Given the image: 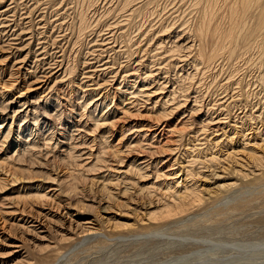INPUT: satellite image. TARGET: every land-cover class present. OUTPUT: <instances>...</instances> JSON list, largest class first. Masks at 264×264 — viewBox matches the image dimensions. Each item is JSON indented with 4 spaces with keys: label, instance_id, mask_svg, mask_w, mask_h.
<instances>
[{
    "label": "rangeland",
    "instance_id": "374dc122",
    "mask_svg": "<svg viewBox=\"0 0 264 264\" xmlns=\"http://www.w3.org/2000/svg\"><path fill=\"white\" fill-rule=\"evenodd\" d=\"M115 1L107 0V4L100 5L104 6L100 10H89L84 4L86 0H0V104L10 99L14 101L23 93L34 105L26 108L28 104L14 101V107L7 113L0 111V126L2 124L4 129H0V264H264V171H253L251 164L241 156L238 160H243L238 161V166L229 163L234 171L228 168L221 173L218 169V174L214 172L213 176L210 167L191 164L197 157L188 150L192 146L204 147L199 145L203 144L199 139L204 138L198 131L199 122L208 121L209 116L217 115L215 119L226 122L222 125L226 137L238 132L232 131L233 126L240 127V121L247 120L251 113L254 116L250 119L252 128L264 130V65L256 63L254 57L249 61L251 64L245 65L249 68L240 72L243 76H239L233 63L218 62L221 65L208 71L195 62L194 52L190 57L183 49L182 52L169 49L168 53L169 35L173 36L172 33L195 21L196 15L187 0L173 2L175 9H167L164 14L169 13L162 16L163 19L150 20L143 28L133 23L126 28L127 22H122L121 18L104 14V10L115 7ZM80 11L86 13V22L90 25L85 32L78 29ZM160 24L169 29L162 37L164 47L154 52L150 46L158 36L153 35L155 30L147 31L149 26L155 25L153 29H156ZM102 37L109 39L104 45L99 41ZM157 53L160 55L156 56ZM229 72L234 74L228 82ZM180 77L182 80L187 77L182 90L181 82H177ZM240 78L238 85L236 80ZM10 83L14 86L12 89L7 88ZM4 86L6 88L2 89ZM161 87L164 90H160ZM145 88L147 91L139 95L138 89ZM171 89L181 92L168 96ZM125 90L128 92L123 94ZM102 95L107 99L101 98ZM185 96H196L199 103L205 104L209 100L222 99L220 103L227 100L224 103L227 107L216 106L210 108L211 111L198 107V112L191 115L188 108L192 104H188L190 99L186 101ZM230 98L242 100L234 104ZM244 99H248L247 106H241ZM178 104H182L181 107L160 118ZM103 119L106 120L103 125L95 129V122ZM104 133L109 136L107 145L117 146L121 152L119 158L123 163L120 166L101 140ZM238 134H234V140L239 139ZM6 136L8 140L3 139ZM23 141L25 145L21 144ZM32 143L39 147L30 149ZM76 145L79 146L72 155L82 157L71 160L67 152ZM19 148H26L27 158L21 161L16 155ZM154 151L159 154L149 159V152ZM133 159L138 160L135 165L143 161L153 162V165L157 161L160 175L170 174L164 167L179 160L180 166L189 164L193 173H200L195 178L196 186L203 182L208 188L228 183L235 186L217 191L213 197L205 195L183 213L155 219L149 225L146 218L141 217L139 205L155 199L167 204L170 193H163L164 181L156 180L154 170L146 171L149 176L146 181L133 173H125L130 171L128 165ZM179 165L174 166L172 172L178 174ZM20 170L31 171L34 178L24 180L22 176L26 174ZM13 173L20 180L12 182ZM216 175L223 179H214ZM74 177L79 183L71 192L69 185ZM127 179L134 184L127 185L128 190L133 189L121 200H127L124 206L120 208L115 201L102 204L104 200L98 205L100 194L104 195L98 194L102 186L107 185L115 196L124 183H131ZM116 182L120 186L114 190L112 186ZM151 183L155 186L149 193L151 197L136 196L138 187L142 184L150 187ZM179 183L174 190H182L183 176ZM36 191L41 195L45 193L43 201L31 199ZM108 205L111 209L104 212ZM76 216L84 219L83 224L94 220L99 232L81 238L74 222ZM36 218L39 223L29 222ZM71 222L72 228L68 231Z\"/></svg>",
    "mask_w": 264,
    "mask_h": 264
},
{
    "label": "bare ground",
    "instance_id": "6f19581e",
    "mask_svg": "<svg viewBox=\"0 0 264 264\" xmlns=\"http://www.w3.org/2000/svg\"><path fill=\"white\" fill-rule=\"evenodd\" d=\"M47 1V0H46ZM84 1V0H81ZM182 0H116L115 2V7H113V9H109V10H104V14L106 15H112V18L116 17V18H121L123 21L122 22H127L125 27L127 28L128 25H130L131 23H133L134 25H138L139 28L142 27L143 25L147 22H149L150 20H154V19H158V18H162V16H165L167 13H169V11L164 14V12L167 11V9L169 10H173L175 9V6L173 4V2H180ZM189 2V4H191V8L192 11L194 12V15H196L194 17L195 21H192L193 23H191V25L185 26L184 28L182 27L181 31H175V33H172L173 36L169 35V42H168V50H173L174 52H178V50L182 52V49L187 52L190 53V55H188V57L191 56V53L194 52V58H195V62L204 65V67H207V70L209 71V68L211 69L212 67L216 69L217 66L221 65L219 63H223L225 61V63H233L236 66V74L238 73L239 76L243 74L240 72L242 71H246L249 67V65L246 67L245 65H247L249 63V61L251 59H253L255 57L254 60H256V63H259L260 65H264V0H187ZM113 2V0H112ZM184 2V1H183ZM186 2V1H185ZM184 2V3H185ZM183 3V4H184ZM37 4V3H36ZM87 7V9L89 8H99L100 10V5L101 4H107V0H86V3H84ZM111 4V3H110ZM113 4V3H112ZM60 5V4H59ZM68 5V4H66ZM102 5V6H103ZM37 6V5H36ZM108 6V5H107ZM186 6V5H185ZM104 7V6H103ZM102 7V8H103ZM183 7V6H182ZM66 8V7H65ZM71 8V7H70ZM101 8V9H102ZM32 9V8H31ZM99 10H96V12H98ZM103 11V10H102ZM180 11V10H179ZM94 12V10H93ZM175 12H177L175 10ZM102 13V12H101ZM173 13V12H172ZM64 15V14H63ZM93 15V14H92ZM91 15V16H92ZM169 15V14H168ZM175 15V13H174ZM98 16V15H97ZM171 16V15H170ZM169 16V18H170ZM176 16V15H175ZM78 29L79 32H83L84 30L87 29L88 26H90L88 24V22H86L87 18H86V13H84L83 11H80V13L78 14ZM105 17V16H104ZM111 17V16H109ZM108 17V18H109ZM152 18V19H151ZM29 19V18H28ZM100 19V18H98ZM136 19H138V21H135ZM174 18H171V20H173ZM170 20V21H171ZM162 21V20H161ZM166 21V20H165ZM177 21V20H176ZM174 21V22H176ZM31 22V21H30ZM95 22V21H94ZM117 22V21H116ZM152 22V21H151ZM159 22V20H158ZM189 22V21H188ZM26 23V22H25ZM119 23V22H118ZM162 23V22H160ZM164 23V22H163ZM173 23V22H172ZM182 23V22H181ZM185 23V22H184ZM183 23V24H184ZM158 24V23H157ZM124 25V24H123ZM132 25V24H131ZM130 25V26H131ZM146 25V24H145ZM187 25V24H186ZM116 25L114 24V27ZM122 25H120L121 27ZM155 26V25H154ZM154 26H149V31H156L155 36V42L153 43L152 46H150V48L152 47V49H154V52H160L159 50H162V44L164 43L162 40V37L166 35L169 26H165V25H159L156 29H153ZM176 26V25H175ZM184 26V25H183ZM111 27V25H110ZM124 27V26H123ZM122 27V28H123ZM135 27V26H134ZM178 27V26H177ZM113 28V27H112ZM121 28V29H122ZM171 29H173V27H170ZM180 28V27H179ZM188 28V31H187ZM109 29V27H108ZM130 29V28H129ZM138 29V28H137ZM136 29V30H137ZM148 29V28H147ZM89 30V29H88ZM92 30V29H91ZM106 30V29H105ZM113 30V29H112ZM94 31V30H93ZM174 31V30H173ZM85 32V31H84ZM138 32V30H137ZM145 32V31H144ZM145 32V33H147ZM186 32V33H185ZM90 33V32H89ZM110 33V32H109ZM112 33V32H111ZM114 33V32H113ZM125 33V32H124ZM130 33V32H129ZM143 33V32H142ZM126 34V33H125ZM124 34V35H125ZM136 34V33H135ZM3 35V34H2ZM102 35V34H101ZM123 35V34H122ZM145 35V34H144ZM149 35V34H148ZM189 35V37L187 36ZM71 36V35H70ZM99 36V35H98ZM127 36V35H126ZM138 36V35H137ZM136 36V37H137ZM154 36V37H155ZM97 37V36H96ZM113 37V36H112ZM132 37V35H131ZM135 37V38H136ZM146 37V36H145ZM153 37V38H154ZM129 38V37H128ZM144 38V37H142ZM150 38V37H149ZM16 39V38H15ZM114 39V38H113ZM116 39V38H115ZM138 39V38H137ZM106 40H109L108 37L107 39L103 37L99 40L100 42H102V44L104 45L103 42H105ZM153 40V39H152ZM121 41V39H120ZM168 41V40H167ZM70 42V41H69ZM130 42V41H129ZM138 42V41H137ZM136 42V43H137ZM152 42V41H151ZM124 43H127L124 42ZM135 43V42H134ZM97 44V43H96ZM108 44V43H107ZM120 44V43H119ZM129 44V43H128ZM126 45V44H125ZM139 45V44H138ZM151 45V44H150ZM166 45V44H165ZM96 46V45H95ZM114 46V45H113ZM149 46V45H148ZM126 47V46H125ZM135 47V46H134ZM164 47V46H163ZM144 48V47H143ZM149 48V49H150ZM167 48V47H166ZM148 49V50H149ZM131 50V49H130ZM170 50L168 53H170ZM128 51V50H127ZM165 51V50H164ZM135 52V51H134ZM140 52V51H139ZM142 52V51H141ZM140 52V53H141ZM152 52V51H151ZM150 52V54H151ZM180 52V53H181ZM179 53V55H180ZM147 54V53H146ZM158 54L160 55V53H157L156 56H158ZM172 54V53H171ZM162 55V54H161ZM167 55V54H166ZM178 55V54H177ZM155 56V57H156ZM165 56V55H164ZM181 56V55H180ZM144 57V56H143ZM146 57V56H145ZM163 57V56H162ZM179 57V56H178ZM184 57V56H183ZM154 58V57H153ZM164 58V57H163ZM193 58V61H194ZM161 59V58H160ZM170 59V58H169ZM177 59V58H176ZM191 59V58H190ZM163 60V59H162ZM166 60V59H165ZM182 60V59H181ZM129 61V60H128ZM168 62V61H167ZM219 62V63H218ZM253 62V61H252ZM190 63V62H189ZM254 63V62H253ZM117 64V63H116ZM130 64V63H129ZM141 64V63H140ZM162 64V63H161ZM160 64V65H161ZM166 64V63H165ZM251 64V63H249ZM158 65V64H157ZM162 66V65H161ZM194 66V65H192ZM199 66V65H198ZM257 66V64H256ZM108 67V66H107ZM119 67V66H118ZM163 67V66H162ZM197 67V65H196ZM200 67V66H199ZM221 67V66H220ZM233 67V66H232ZM262 67V66H261ZM126 68V67H125ZM139 68V67H138ZM168 68V67H167ZM193 68V67H192ZM231 68V67H230ZM247 68V69H246ZM252 68V66H251ZM254 68V67H253ZM131 69V68H130ZM136 69V68H135ZM141 69V68H140ZM146 69V68H145ZM160 69V68H159ZM158 69V70H159ZM166 69V68H165ZM206 69V68H205ZM223 69V68H222ZM261 69V68H260ZM157 70V71H158ZM200 70V68H199ZM213 70V69H212ZM263 70V69H262ZM127 71V70H126ZM130 71V70H129ZM133 71V70H132ZM150 71V70H148ZM165 71V70H164ZM204 71V70H203ZM118 72V71H117ZM211 72V71H210ZM257 72V71H256ZM259 72V71H258ZM133 74L135 72H132ZM166 73V72H165ZM174 73V72H173ZM191 73V72H190ZM196 73V72H195ZM209 73V72H207ZM244 73V72H243ZM262 73V72H261ZM131 74V73H130ZM147 74V73H146ZM150 74V73H149ZM148 74V76H150ZM155 74V73H154ZM163 74V73H162ZM200 74V73H199ZM205 74V73H204ZM234 73H230L228 74V79H230V77H232ZM127 75V73H126ZM166 74H164L165 76ZM194 75V74H193ZM247 76H249L248 74H246ZM260 75V74H259ZM116 76V75H114ZM124 76V75H123ZM135 76V75H134ZM147 76V77H148ZM158 76V75H157ZM186 76V75H185ZM184 76V77H185ZM192 76V74H191ZM197 76V75H196ZM199 76V75H198ZM213 76V75H212ZM227 76V75H226ZM258 76V75H257ZM183 77V76H182ZM190 77V76H189ZM195 77V76H194ZM209 77V75H208ZM253 77V75H252ZM255 77V76H254ZM115 78V77H114ZM127 78V77H126ZM139 78V77H138ZM151 78V77H150ZM187 78V77H186ZM186 78L184 80H186ZM257 78V77H256ZM157 79V78H156ZM161 79V78H160ZM164 79V78H163ZM167 79V78H166ZM199 79V78H198ZM203 79V78H202ZM213 79V78H212ZM216 79V78H214ZM244 79V78H243ZM126 80V79H125ZM144 80V79H143ZM181 79H179V81H177L179 83V88L181 87L182 90V84L185 83V81ZM189 80V79H188ZM201 80V79H200ZM226 80V81H227ZM231 80V79H230ZM249 80V78H248ZM251 80V79H250ZM124 81V80H123ZM131 81V80H130ZM136 81V80H135ZM165 81V80H163ZM213 81V80H212ZM238 83V85H240V82L242 81V79L240 78V80H236ZM133 82V81H132ZM166 82V81H165ZM189 82V81H188ZM194 82V81H192ZM197 82V81H196ZM229 82V80H228ZM232 82V81H231ZM249 82V81H248ZM247 82V83H248ZM170 83V82H169ZM177 83V85H178ZM199 83V82H198ZM217 83V82H216ZM246 83V82H245ZM12 83H10L8 85L7 88L12 89L14 86L11 85ZM128 84V83H126ZM167 84V83H166ZM165 84V85H166ZM196 84V83H195ZM230 84V83H229ZM242 84V83H241ZM259 84V83H258ZM261 84V83H260ZM259 84V85H260ZM135 85V83H134ZM165 85L163 87H165ZM186 85V83H185ZM193 85V84H192ZM199 85V84H198ZM214 85V84H213ZM243 85V84H242ZM252 85V84H251ZM161 86V85H160ZM263 86V85H262ZM161 87L160 90H164V88ZM242 87V86H241ZM248 87V86H247ZM6 87L4 86L5 89ZM120 86L117 89L120 90ZM131 88V87H130ZM134 88V87H133ZM140 88H144V86H141ZM240 88V87H239ZM238 88V89H239ZM8 89V90H10ZM126 89V88H125ZM178 89V88H177ZM184 89V88H183ZM250 89V88H249ZM264 89V88H263ZM7 90V91H8ZM123 90V89H122ZM176 89L170 91V93L168 94V96H172L177 93V92H181V91H175ZM144 91H147L146 88L139 90L138 89V94L139 95H143ZM192 91V90H191ZM259 90H257L258 92ZM263 91V90H262ZM123 94H126L128 91H122ZM131 92V91H130ZM233 92V91H232ZM256 92V93H257ZM191 93V92H190ZM132 94V93H129ZM137 94V93H136ZM135 94V95H136ZM219 94V93H218ZM242 94V93H241ZM253 94V93H252ZM134 95V96H135ZM148 95V94H147ZM187 95V94H186ZM248 95V94H247ZM105 95H102L101 98L103 99H107L104 97ZM138 96V95H137ZM189 96V95H188ZM238 96V95H237ZM23 97V98H22ZM144 97V96H143ZM148 97V96H147ZM185 100H189L188 104H192V106H190L188 108L189 113L195 114L198 111V107H203L204 109L206 108H215L216 106H223V108H226L227 106L224 105V103L227 102V100L225 102L220 103V101H222V99H220L219 101H211L209 100L208 103H199V98L197 99V97L195 96V98H190L185 96ZM244 97V96H242ZM249 97V96H248ZM247 97V98H248ZM22 98V100H21ZM220 98V97H219ZM226 98V97H224ZM239 98V97H238ZM237 98V99H238ZM253 98V97H252ZM203 99V98H202ZM201 99V100H202ZM232 100V103L236 104V101H241V100H234V98H230ZM246 99V97H245ZM244 99V101H242V105L241 106H247L246 104H249L248 99L247 101ZM254 99V98H253ZM263 99V98H262ZM101 100V99H99ZM98 100V101H99ZM182 102V104L185 103ZM230 100V101H231ZM258 100V99H257ZM14 101L18 102V103H24V105L28 104L26 106V108L29 107H34L33 103H30L29 101H27L26 96L21 93L20 95H17L16 98L14 99ZM14 101L13 99H10L6 104H0V111L1 113H7V111H9V109L11 110L12 107H14ZM95 101V102H98ZM135 101V100H134ZM148 101V99H147ZM253 101V100H252ZM127 103V102H126ZM199 103V105H198ZM213 103V104H212ZM252 103V102H251ZM250 103V104H251ZM257 103V102H256ZM89 104V103H88ZM101 102L99 104V106H101ZM123 104H125V101L123 100ZM133 105V103H127V105ZM182 104H178V107L172 109H169V111L167 113L164 112V114L160 115V118H165L169 113H172L171 111L173 110H177L179 107H181ZM203 104V105H201ZM86 105V104H85ZM93 105H95V103H93ZM164 105V104H163ZM239 105V106H240ZM259 105V104H257ZM44 106V105H43ZM46 106V105H45ZM98 106V105H97ZM105 106V105H104ZM189 106V105H187ZM238 106V105H237ZM252 106V105H251ZM96 107V105H95ZM108 107V106H107ZM132 107V106H131ZM39 108V107H38ZM97 108V107H96ZM96 108H94V110H96ZM106 108V107H105ZM202 108V109H203ZM104 109V108H103ZM200 109V108H199ZM15 110V109H14ZM44 110V109H43ZM209 110H207L209 112ZM210 110V111H211ZM227 110V109H226ZM30 111V110H29ZM16 112V111H15ZM32 112V111H31ZM45 112V111H44ZM103 112V111H102ZM127 110H125V112L123 111V113L126 114ZM36 113V112H35ZM242 113V112H241ZM263 113V112H262ZM219 114V113H218ZM246 113L243 114V116H245ZM131 115V114H130ZM26 116V114L24 115ZM35 116V114H34ZM242 116V117H243ZM28 117V116H27ZM241 117V119H242ZM256 117V116H255ZM216 117H212L209 116V118L206 120H201L199 122V130L201 132V135H204V138L202 137V139H199V141L203 142V144H199L200 146H204L202 148H197L196 146H192L190 147L189 153H195V156L197 157L193 163L191 164H199L202 166H208L211 168L210 172H213V176L215 175V173L218 174V172L224 173L225 171L228 170V168H231V170L234 171L235 168H233V166H230L231 163L234 162L235 166H238V161H242L238 160V157H241L245 159V161L249 162L251 164V167L253 169V171H258V170H262L264 171V130H255L254 128H252V124L250 119H253L254 116L251 113L248 117L247 120H241L239 125L240 127H235L233 126V130L232 131H236L239 130L238 132H236L238 135L237 138L234 140L235 136L233 133L231 136L227 135L226 137V132L224 131L225 129L222 128V125L224 126L226 124V122H222L220 121V119H215ZM247 118V117H246ZM37 119V116L35 117V121ZM226 119V118H225ZM240 118H238L239 120ZM245 119V118H244ZM101 120V119H100ZM44 121V120H43ZM106 120L103 119V121H96V125L94 126L95 129L101 127L103 125V122H105ZM254 121V120H253ZM260 121V120H259ZM262 121V119H261ZM52 122V121H51ZM186 122H188L186 120ZM257 122V121H256ZM259 123V122H258ZM192 124V123H191ZM52 125V124H51ZM74 125V124H73ZM157 125V124H156ZM183 127H185V122L182 123ZM258 125V124H257ZM187 126V125H186ZM227 126V125H226ZM264 126V125H263ZM37 127V126H36ZM50 127V126H49ZM256 127V126H255ZM2 128V124L0 126V129ZM149 128V127H148ZM230 128V127H229ZM238 128V129H237ZM3 129V128H2ZM38 129V128H37ZM175 129V128H174ZM257 129V128H256ZM263 129V128H262ZM4 130V129H3ZM79 129L76 130V132ZM8 131V129H7ZM49 131V130H48ZM197 131V130H196ZM246 131V132H245ZM80 131H78L79 133ZM178 132V130H177ZM175 133V132H174ZM193 133V132H192ZM195 133V132H194ZM9 136V133H7ZM50 134V133H49ZM124 133H122L123 135ZM145 135V134H144ZM185 135V134H184ZM8 136L4 137V140H8ZM209 137V138H208ZM108 134H103V136L101 137V140L104 144L107 145L108 143ZM153 138V137H152ZM182 138V137H181ZM49 139V138H48ZM3 140V141H4ZM32 140V139H31ZM53 140V139H52ZM50 141V139H49ZM56 141V140H55ZM194 142V141H192ZM24 141L21 143L23 144ZM136 143V142H135ZM140 143V142H139ZM138 144V142H137ZM166 144V143H165ZM186 144V143H185ZM25 145V143L23 144ZM21 145V146H23ZM48 145V143H47ZM82 145V144H81ZM190 145V143H188V146ZM198 145V144H197ZM79 145L73 146L71 148H69L68 152H67V157L70 158L71 160H73L74 158H80L82 156H74L73 157V153L75 152L76 147H78ZM108 146V145H107ZM152 146V145H151ZM30 149H34V148H38L39 146L35 145V143L30 144ZM82 147V146H81ZM86 147V146H85ZM111 150V155L114 159L118 160L119 166L122 162V159L119 158V155L121 154V152L119 150L116 149L117 146H108ZM149 147V146H148ZM154 147V146H153ZM185 147V146H184ZM187 147V146H186ZM196 147V148H195ZM28 148V147H27ZM180 148V146H179ZM19 148L16 152H17V156L18 157V161H21V159H23L25 156V150L26 148ZM108 149V148H107ZM139 149V148H138ZM158 149V148H157ZM156 150V149H155ZM77 151V150H76ZM142 151V150H141ZM179 151V150H178ZM15 152V153H16ZM188 152V151H187ZM15 153L13 155H15ZM130 153V152H129ZM133 153V152H132ZM148 153V152H147ZM150 154H148V158L150 159L152 156H155L156 154H159L158 151H154V152H149ZM62 154V153H61ZM60 154V155H61ZM137 154V153H135ZM124 156V155H123ZM178 156V155H177ZM180 156V155H179ZM224 156V157H223ZM29 157V156H28ZM27 158V157H26ZM187 158V157H186ZM6 159V158H5ZM4 159V160H5ZM8 159V158H7ZM194 159V158H193ZM17 160V159H16ZM15 160V161H16ZM141 160H145V159H139ZM178 160V159H177ZM138 160L133 159L131 161V163L128 165L129 168L128 170L130 171H126L125 173L129 172V173H133V175H137L138 178L141 181H146L147 179H149V176L146 174V171L148 169L154 170V172H152L153 174H155V178L156 180L158 179H162L164 182L162 183V189H164L165 192H163L164 194L166 193H170L169 195V200H167V204L161 203L160 199H155L152 200L151 202L145 203L143 205H139V208L142 210L141 217L142 218H146V220L148 221L149 225L152 224V222L155 219H165L168 217H172L178 213H183L188 206H190L192 203L194 202H199L201 201L203 198H205L204 196L207 195L208 197L212 195L215 196L217 191H220L223 189V191L225 189L228 188H232L233 186H235L233 183H228V184H218L216 186H214L213 188H208L205 182H203V184H201L200 186H196V182H195V178L200 174V173H193L191 171V169H189V164L186 165H179L178 161L177 162H172V164H168L166 165L164 168L167 169L168 173L169 171L171 172L170 174H159V170L157 169V161L154 162L153 165H151L153 162L150 163H146V162H141L138 163V165H135V163ZM30 162V161H29ZM186 163V161H185ZM230 163V165H229ZM248 163V164H249ZM145 164L144 166H140V165ZM222 164V165H221ZM246 164V163H245ZM179 165V171L178 174L175 172H172L175 168H173L174 166ZM223 165L227 166V168L223 167ZM233 165V164H232ZM240 165V164H239ZM191 166V165H190ZM43 168V167H42ZM213 168V169H212ZM241 168H243V166H241ZM219 169V170H218ZM246 169V168H245ZM244 169V170H245ZM218 170V172H217ZM247 170V169H246ZM236 171V170H235ZM251 174H253V172L251 170H248ZM20 172H23V170H20ZM46 172V171H45ZM44 172V173H45ZM239 172V171H238ZM238 172H236L238 174ZM241 172V171H240ZM24 174H26V177L22 176L24 180L26 181H30L32 180L34 177H32V172L31 171H24ZM124 173V175H125ZM264 173V172H263ZM37 174V173H36ZM211 174V173H210ZM242 174V173H241ZM240 174V176H241ZM212 175V174H211ZM254 175V174H253ZM11 176V175H10ZM20 176V175H19ZM49 176V175H47ZM45 177L46 179H48V177ZM126 176V175H125ZM172 178H169L171 177ZM184 177V183L185 185H181L182 190H174L175 188H178L179 183V179L181 177ZM260 176V175H259ZM42 177V176H41ZM245 174H243L242 178H245ZM12 182H17L18 180H20L19 178H16L15 173H13L12 175ZM51 177H49L50 179ZM206 178V177H205ZM222 177L219 176H215L214 179H221ZM223 179V178H222ZM226 179V178H225ZM48 181V180H47ZM125 181V180H124ZM127 181H130L127 179ZM175 181L174 185L175 187L172 189V186H174L172 184V182ZM178 181V182H177ZM217 181V180H216ZM131 182V181H130ZM209 182V181H208ZM215 182V181H214ZM78 183L79 180H77V177L72 179L71 184L69 185V190L71 192L75 191V189L78 187ZM134 183H124V185L122 186V190L120 192H118L115 196L113 194H111V191H109L110 189L107 187V185L104 187H101V190L99 193H102L104 195L100 194V198L101 200L97 201L98 205L100 204V202H104L102 204H106L109 202H117V206H119L120 208L122 206H124V204H126L127 200H124V202H121L122 199H126L127 195H129L132 191L133 188L129 189L127 188V185L129 186H133ZM172 184V185H171ZM209 184V183H208ZM92 185V184H91ZM90 185V186H91ZM112 185V184H111ZM137 185V184H136ZM146 184H142L141 187H138L137 190V194L136 196L141 197L144 194L148 196H150L149 193H151V190H154L153 186L154 184L151 183L150 187H145ZM119 183L116 182L112 187L114 190H117L119 187ZM210 186V185H209ZM135 187V186H134ZM158 187V186H157ZM92 189V188H91ZM160 189V188H159ZM174 190V191H172ZM153 192V191H152ZM36 194L33 195V197L31 198L34 202H41L44 200L45 193L43 195H41L39 193V191L35 192ZM151 197V196H150ZM132 199V198H131ZM141 200V199H140ZM108 201V202H107ZM142 201V200H141ZM130 202V201H128ZM136 202V201H135ZM120 203V204H119ZM134 202H132L133 204ZM138 206V205H136ZM162 207V208H161ZM111 206L108 205V207L104 208L103 211L106 212L107 210H110ZM160 209V210H158ZM106 210V211H105ZM140 210V211H141ZM139 211V212H140ZM157 211V212H156ZM136 212V211H135ZM140 217V216H139ZM87 219V218H86ZM80 217L76 216L75 218V225L77 230H80V234H81V238H86L88 236L91 237V235H95L97 234L98 229L96 228V223L94 222V220L85 222L83 224V222H81ZM143 220V219H142ZM141 221V220H140ZM31 223H39L37 218L36 219H32L31 221H29ZM39 225V224H38ZM87 225H89L88 227H86ZM128 225V224H126ZM124 225V226H126ZM119 226V225H117ZM123 226V224H122ZM130 226V225H129ZM128 226V227H129ZM72 228V222L70 223V225L68 226V231H70V229ZM69 234V233H68ZM16 264H25V263H16ZM28 264V263H26Z\"/></svg>",
    "mask_w": 264,
    "mask_h": 264
}]
</instances>
